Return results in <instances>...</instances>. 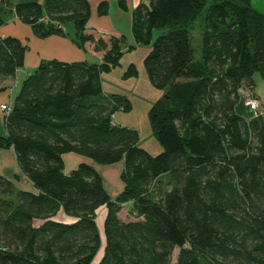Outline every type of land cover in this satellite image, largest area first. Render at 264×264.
<instances>
[{"label": "trees", "instance_id": "trees-1", "mask_svg": "<svg viewBox=\"0 0 264 264\" xmlns=\"http://www.w3.org/2000/svg\"><path fill=\"white\" fill-rule=\"evenodd\" d=\"M252 1L140 0L133 10L138 45L162 32L145 60L163 90L149 115L162 148L152 156L138 131L114 123L116 113L131 110L128 99L88 101L102 95V74L134 48L125 37L90 28L88 0L18 8L3 0L40 39L66 36L65 26L74 25V41L102 63L43 61L5 117L0 151H15L36 192L0 175V264H94L103 247L102 207L106 246L98 264H172L176 249V264H264V119L246 106L256 98L254 74L264 77V14ZM119 4L127 11L125 0ZM201 20L196 60L192 29ZM26 52L21 40L0 37V92L25 67ZM126 75H137L134 65ZM70 153L102 166L123 163V192L112 199L88 164L66 174L63 155ZM130 202L135 219L123 220ZM61 211L75 221L52 220Z\"/></svg>", "mask_w": 264, "mask_h": 264}, {"label": "crops", "instance_id": "crops-1", "mask_svg": "<svg viewBox=\"0 0 264 264\" xmlns=\"http://www.w3.org/2000/svg\"><path fill=\"white\" fill-rule=\"evenodd\" d=\"M91 5V18L89 21V27L96 29L99 32L114 35L116 37L123 34V29H128L133 24V17L131 13L123 10L119 4L120 0H88ZM102 3H107V13L101 15L99 13V7ZM139 2L131 3V11L139 5ZM0 8H4L5 24L0 28V37H15L22 41L27 47L25 67L17 72L14 79L4 83L5 91L0 92V107L2 105L12 106L15 98L20 92L22 81L26 79L34 70H36L43 61H59L63 63H75V62H88L90 64H101V57L96 56L91 52H85L81 47L74 41L76 36V29L74 25L73 36L69 34L67 26L65 30L67 35H53L45 39H40L35 36L31 26L26 25L16 15L14 9H11L0 0ZM3 14V15H4ZM126 26V28H125ZM71 35V36H70ZM117 114V113H116ZM116 114L114 115V123L116 122ZM118 116V115H117ZM0 137L7 134L5 125V114L0 108ZM65 164V173L70 174L76 170L81 164H88L93 166L99 174L102 176L107 192L112 199H116L124 190V184L120 181L123 163L102 166L96 164L89 158L77 155V154H65L63 155ZM0 175L14 181L17 189L26 190L29 192H36L33 184L27 179V177L21 172L17 163L15 151L13 149L0 151ZM102 216V224L107 215L106 207ZM101 208V209H102ZM100 209V210H101ZM99 210V211H100ZM52 220L61 223H73L75 220L64 214L63 211L52 218ZM44 220H35V226H40L44 223ZM100 221L97 219V224ZM99 226V224H98ZM103 247L97 255L94 264H98L103 255L106 246L105 237L102 235Z\"/></svg>", "mask_w": 264, "mask_h": 264}, {"label": "rangeland", "instance_id": "rangeland-1", "mask_svg": "<svg viewBox=\"0 0 264 264\" xmlns=\"http://www.w3.org/2000/svg\"><path fill=\"white\" fill-rule=\"evenodd\" d=\"M139 2L140 0H125L127 7V12L132 14L131 3ZM215 0H208V4H213ZM253 8L264 14V0H253ZM4 21L6 20L5 14L3 15ZM67 29L69 34L73 36L74 27L72 24H67ZM204 27V23L201 20L193 26V45L195 51V59H200L201 56V35ZM126 28V26H125ZM162 34L161 30H155L153 32V37L151 44L148 46L138 45L135 41L133 34V27L129 26L127 29H123V34L118 38L125 37L128 47H134L132 50L124 49L123 56L120 60L118 66L112 69L110 72H104L102 74V84H103V93L100 97H91L88 99L89 102H95L101 98H108L112 96L124 97L129 100L131 103V110L129 111H119L116 114V122L120 126L128 127L139 132L140 142L139 145L141 148L145 149L152 156H157L162 152L161 145L154 136L151 130V124L149 115L154 106V104L160 100L163 96V90L157 88L147 71L145 66V60L153 49V44L156 42L158 37ZM70 35V36H71ZM134 65L137 70V75L129 77L126 75L127 71L130 69V66ZM254 87L251 90L256 99L259 101V111L256 112L260 114L264 119V77L260 73H256L253 76ZM23 84V81H22ZM21 84V86H22ZM248 92L250 90H247ZM243 103L238 105V110L242 115H247L250 111L246 110L245 107H242ZM255 113V114H256ZM253 114V113H252ZM118 115V116H117ZM0 129L3 128L0 126ZM120 181H122L121 176H119ZM125 188V186H124ZM133 202H130L124 205L121 217L123 220H134L135 216L133 214ZM105 209H101L97 213V219L100 221L99 229L101 235L105 237L104 226L102 224V216ZM179 249H176L173 257L172 264H176L178 257Z\"/></svg>", "mask_w": 264, "mask_h": 264}, {"label": "built area", "instance_id": "built-area-1", "mask_svg": "<svg viewBox=\"0 0 264 264\" xmlns=\"http://www.w3.org/2000/svg\"><path fill=\"white\" fill-rule=\"evenodd\" d=\"M259 101L254 97V96H250L247 98L246 100V106L249 107L252 111H254L255 113L259 111ZM1 110L3 111V113L5 114V117H8L11 113V107L7 106V105H2ZM113 125H115L113 123Z\"/></svg>", "mask_w": 264, "mask_h": 264}, {"label": "water", "instance_id": "water-1", "mask_svg": "<svg viewBox=\"0 0 264 264\" xmlns=\"http://www.w3.org/2000/svg\"><path fill=\"white\" fill-rule=\"evenodd\" d=\"M42 0H11L12 7L18 8L21 6H27V5H36L39 4Z\"/></svg>", "mask_w": 264, "mask_h": 264}]
</instances>
